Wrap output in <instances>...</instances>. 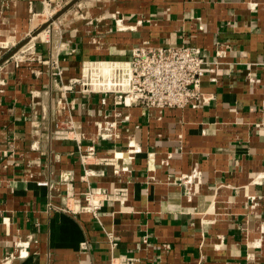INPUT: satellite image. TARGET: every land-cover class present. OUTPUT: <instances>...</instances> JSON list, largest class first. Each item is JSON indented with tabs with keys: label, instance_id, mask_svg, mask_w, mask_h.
Here are the masks:
<instances>
[{
	"label": "crops",
	"instance_id": "crops-1",
	"mask_svg": "<svg viewBox=\"0 0 264 264\" xmlns=\"http://www.w3.org/2000/svg\"><path fill=\"white\" fill-rule=\"evenodd\" d=\"M43 3L0 0V264H100L121 253L134 264H264V0H76L7 57ZM184 42L221 61L218 79H201L206 105L159 111L63 91L83 60ZM110 118L119 136L101 139L97 122ZM56 127L79 138H56ZM91 144L119 166L90 158L86 181L80 153ZM192 168L185 189L177 179ZM69 182L76 197L127 186L128 198L104 199L97 219L74 216L60 208ZM17 241H29L24 256Z\"/></svg>",
	"mask_w": 264,
	"mask_h": 264
},
{
	"label": "built area",
	"instance_id": "built-area-1",
	"mask_svg": "<svg viewBox=\"0 0 264 264\" xmlns=\"http://www.w3.org/2000/svg\"><path fill=\"white\" fill-rule=\"evenodd\" d=\"M43 30L46 34L49 33L51 23L47 24ZM30 40L31 38L28 41ZM220 63L217 57L206 61L201 47L192 43L137 45L132 48L131 56L127 59L83 60L80 73L69 79L63 91L78 85L81 92L100 93L103 95V100L106 96H112L115 104L125 107L138 104L147 108H156L159 111L167 107L186 105L198 107L208 104L213 98L211 93L202 90L201 79L205 74H210L211 80L218 79L223 73ZM53 64L55 67L53 74L60 76L61 70L56 58ZM96 135L101 139L118 137L117 120L110 118L97 122ZM54 136L79 138L70 127H56ZM134 147L135 144L129 141L128 151L133 152ZM90 158L99 163L112 164L115 168L119 166L116 153L97 156L94 145H88L85 151L80 153V161L84 166L81 179L86 181L92 174V170L86 167ZM197 175L198 170L192 168L188 174L180 175L177 181L185 189H189ZM38 184L47 185L48 182L40 180ZM127 198V186H115L111 191L100 187L94 190L89 186L82 197H76L69 182L66 183L65 201L60 208L74 216L89 212L97 219L104 199L126 200ZM109 243L111 249L117 244L111 236ZM28 245L29 241L15 242L17 256H24ZM163 247L169 248V245L163 244ZM136 260L137 257L133 255L121 253L111 255L108 263L100 264H134ZM7 261L9 260L5 262Z\"/></svg>",
	"mask_w": 264,
	"mask_h": 264
},
{
	"label": "rangeland",
	"instance_id": "rangeland-1",
	"mask_svg": "<svg viewBox=\"0 0 264 264\" xmlns=\"http://www.w3.org/2000/svg\"><path fill=\"white\" fill-rule=\"evenodd\" d=\"M71 0H45V3L42 4V8L41 10L44 9L45 6H47V8L49 10H52L50 15H48L47 13H42L38 16H36L35 21L37 22L38 25H36L35 27H33L31 30L28 31L27 34H25V37H31V35L33 34V32L43 23H51V27L53 26V23L56 21V18L59 16H57L56 18L53 19V16L58 13L67 3H69ZM42 12V11H41ZM41 17V18H40ZM42 21V22H40ZM47 24L45 26H47ZM45 28V27H44ZM42 28V30L44 29ZM34 36V35H32ZM24 37V38H25ZM21 41V40H20ZM20 41H17L15 45H17L18 43H20ZM31 42V41H30Z\"/></svg>",
	"mask_w": 264,
	"mask_h": 264
},
{
	"label": "water",
	"instance_id": "water-1",
	"mask_svg": "<svg viewBox=\"0 0 264 264\" xmlns=\"http://www.w3.org/2000/svg\"><path fill=\"white\" fill-rule=\"evenodd\" d=\"M76 0H71L69 3H67L58 13H56L53 16V19L56 18L58 15H60L61 13H63L72 3H74ZM47 23H43L42 25H40L34 32L32 35L37 34V32L39 30H41L42 28L45 27ZM29 40V37H27L26 39H23L22 41H20V43H18L13 49H11V51L7 54V57L12 55L14 52H16L23 44H25L27 41Z\"/></svg>",
	"mask_w": 264,
	"mask_h": 264
},
{
	"label": "bare ground",
	"instance_id": "bare-ground-1",
	"mask_svg": "<svg viewBox=\"0 0 264 264\" xmlns=\"http://www.w3.org/2000/svg\"><path fill=\"white\" fill-rule=\"evenodd\" d=\"M45 7H46V6H45ZM51 11H52V10H49V9H48L46 12H42V13H47L48 15H50ZM42 13H41V14H42ZM40 18H41V17H40ZM41 30H42V29H41ZM41 30H39V31H41ZM39 31H38V32H39ZM0 43H1V44H4L5 42L0 41ZM250 243H252V242H250ZM253 243H254V241H253ZM255 244H256V243H255ZM257 244H258V243H257ZM254 247H255V246H254Z\"/></svg>",
	"mask_w": 264,
	"mask_h": 264
}]
</instances>
